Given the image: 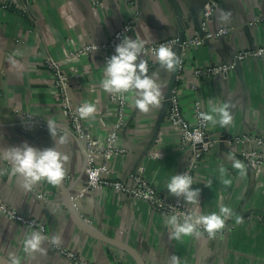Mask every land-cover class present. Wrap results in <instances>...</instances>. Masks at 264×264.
<instances>
[{"label":"crops","instance_id":"obj_1","mask_svg":"<svg viewBox=\"0 0 264 264\" xmlns=\"http://www.w3.org/2000/svg\"><path fill=\"white\" fill-rule=\"evenodd\" d=\"M207 2L216 5L209 29L227 27L231 32L186 52L179 84L182 112L193 123L195 101L204 112L210 111V101L228 102L233 121L226 128L209 123L212 138L220 139L223 133L264 132V61L246 59L226 77L192 78L195 68L229 63L240 50L264 46V22L250 24L262 14L264 0H134L132 5L123 0H0V149L25 142L39 149L53 147L47 125L52 119L59 134L68 135V142L57 147L69 157L60 184L63 192L59 185L46 181L31 190L23 189L19 177L8 174L11 164L0 159V170H7L0 175L1 198L25 216L42 221L49 237L42 244L44 252L28 255L22 250V241L27 233L38 230L0 215L1 258L8 261L14 253L22 264H70L52 248L50 238L59 235L61 246L77 250L89 264H169L173 254L181 264H264V225L258 221L237 224L233 215L226 220L220 238L192 235L176 240L170 238L166 217L146 203L107 186L87 190L84 155L72 134L64 131L68 130L67 118L54 86L55 66L68 81L75 108L95 104L94 116L84 120L92 136L103 138L114 119L107 92L100 86L104 65L98 54L80 58L69 54L88 43H105L135 15L137 20L127 34L132 39L148 44L182 32L183 41L188 40L199 29ZM2 3L7 4L6 9ZM221 11L231 13L227 21L218 19ZM13 55L17 67L9 63ZM175 73L161 68L158 61L149 68L148 74L162 85V107L143 113L128 99L127 122L118 144L124 153L108 162L110 179L124 180L142 167L143 175L159 192L170 194L166 188L170 178L184 173L190 153L180 149L177 132L165 117V98ZM229 154L243 162L233 148L218 140L195 174L192 187L201 190L199 205L188 204L181 197L182 201L203 215L219 213L221 205L241 217L264 215V169L255 173L243 162L245 174L241 175L226 159ZM221 167L226 169L224 177ZM223 178L230 179L231 185H223ZM65 193L77 219L65 204ZM79 220H85L87 226Z\"/></svg>","mask_w":264,"mask_h":264},{"label":"built area","instance_id":"obj_2","mask_svg":"<svg viewBox=\"0 0 264 264\" xmlns=\"http://www.w3.org/2000/svg\"><path fill=\"white\" fill-rule=\"evenodd\" d=\"M123 1L127 2L129 5H132L134 2V0ZM93 3L96 4L97 1H93ZM2 8L6 9L7 4L2 3ZM215 10L216 5L207 2L203 7L202 23L198 31L195 32L193 37L183 41L180 45V51L177 52L180 58V64L176 68L169 94L165 98L167 106L166 120L177 132L180 149H187L190 153L184 172L190 174L193 180L203 159L210 153L218 140L225 143L229 148H233L235 154H237L247 166L251 167L255 173L264 169V132L256 133L248 131L240 134L223 133L220 139L212 138L209 134V123L201 121L199 118V113L204 112L200 102L195 101L193 103V123L188 121L181 109L179 84L183 79L182 72L185 68L186 52L192 47L202 45L209 39L227 37L231 32V29L227 27H219L215 31L209 29V20ZM136 20L137 15H135L132 20L123 23L110 35L105 43H88L69 55L74 58H80L98 54L102 64L105 65L106 59L115 54L116 45L123 36L131 31ZM257 22H264V5L262 7V14L254 17L250 24L252 25ZM162 43L174 50L178 46V36L145 44V49L141 58L147 61L148 68L151 67L154 61H157L155 58V50L158 49ZM249 58L252 60L264 61V46H255L253 48L240 50L233 55L229 63H218L205 68H195L192 72V78L196 80L200 77H226L230 72L236 70L244 60ZM53 73L54 86L57 91L59 105L68 123V130L64 131L72 134L79 149L84 155L83 175L86 189L95 190L103 186L110 187L115 191L129 196L134 201L146 203L152 210L164 217H166V215L170 216L175 214L181 218V222H183V217L185 215L193 214L194 211L182 201L181 197L177 198L168 193L163 194L159 192L153 182L143 175L142 167L129 173L124 180L110 179L108 162L113 156L124 153V150L121 149L118 144L120 132L127 122L128 99L123 97H127L130 94L125 93L122 97L119 94L107 93L108 103L114 112V119L103 138L94 137L90 134L85 120L79 117L77 108H75L71 102L68 94V81L64 73L55 66L53 67ZM32 119L33 118L29 117V120ZM99 160H101V163H98ZM44 202H47V200H44ZM0 215L15 224L36 229L40 231L42 235L47 236L46 226L42 221L25 216L4 202L1 196ZM242 218V221H258L264 225V215L261 214L247 215ZM81 223L83 226H87L88 224L85 220H81ZM224 229L225 228L218 231L216 235L212 237L204 231L202 226L197 230L202 233L200 237L211 240L222 237ZM52 248L70 264H89L82 258L77 250L67 249L61 245H52Z\"/></svg>","mask_w":264,"mask_h":264},{"label":"clouds","instance_id":"obj_3","mask_svg":"<svg viewBox=\"0 0 264 264\" xmlns=\"http://www.w3.org/2000/svg\"><path fill=\"white\" fill-rule=\"evenodd\" d=\"M231 13L221 11L218 19L227 21ZM145 41L140 38L132 39L125 35L115 47V54L106 59L104 65L103 79L101 88L109 94L129 93L125 99L131 100L137 109L143 113H148L152 108L162 107L163 91L162 85L153 76H150L147 61L142 59L145 49ZM155 58L161 68L173 72L180 64V58L171 47L160 44L155 50ZM9 63L17 67L19 62L15 56L9 57ZM210 111L200 112L201 121L211 123L213 126L219 124L226 128L233 121L230 112V104L222 102L220 104L209 102ZM96 106L93 103H84L78 109L79 117L87 119L96 113ZM48 131L54 141L53 147L39 149L29 145L27 142L19 146H8L0 149V159L6 160L11 164L8 172L11 176L19 177L20 186L25 190H31L35 185L42 181L58 186L65 178L67 169L65 164L69 160L68 155L61 152L57 145H64L68 142L67 133L60 135L58 125L55 120L47 121ZM226 159L231 162L232 167L237 169L241 175L245 174L244 163L237 159L233 154H229ZM7 170H0V175H4ZM221 177L226 174V169L220 168ZM221 183L230 186L232 181L223 178ZM194 180L190 174L173 175L166 185L170 195L177 198L183 197L188 204L199 205L200 189H193ZM236 215V223H242V217L234 214L233 210L221 205L219 213L212 212L207 215L189 214L181 218L175 214L166 215L165 225L170 228V238L180 240L182 236H200L202 233L197 229L202 226L204 231L212 237L225 227L226 220ZM49 240V237L42 235L40 231H31L24 236L22 250L31 255L35 252H44L42 244ZM50 242L54 246H59L62 239L59 235H53ZM7 264H22L21 258L10 254ZM169 264H181L180 258L173 254Z\"/></svg>","mask_w":264,"mask_h":264},{"label":"water","instance_id":"obj_4","mask_svg":"<svg viewBox=\"0 0 264 264\" xmlns=\"http://www.w3.org/2000/svg\"><path fill=\"white\" fill-rule=\"evenodd\" d=\"M182 42H183V34L181 32L178 35V46L173 50L175 53H177V52L180 51V45L182 44ZM59 186H60L62 192L65 191V189H64V187L62 185H59ZM64 196L67 197V195H64ZM65 204H66L67 208L69 209V211L72 212V214H74V217L77 219V216H76V214H75V212H74V210L72 208L73 207L72 206V203L69 201V198L68 197L66 198V203ZM78 222L81 223V220H79ZM138 264H140V263H138Z\"/></svg>","mask_w":264,"mask_h":264},{"label":"bare ground","instance_id":"obj_5","mask_svg":"<svg viewBox=\"0 0 264 264\" xmlns=\"http://www.w3.org/2000/svg\"><path fill=\"white\" fill-rule=\"evenodd\" d=\"M0 264H7V261L0 257Z\"/></svg>","mask_w":264,"mask_h":264}]
</instances>
